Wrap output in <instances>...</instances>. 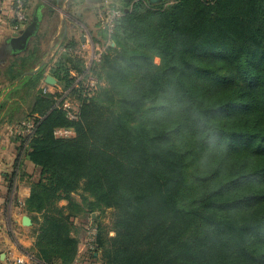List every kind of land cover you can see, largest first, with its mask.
<instances>
[{"label":"trees","instance_id":"obj_1","mask_svg":"<svg viewBox=\"0 0 264 264\" xmlns=\"http://www.w3.org/2000/svg\"><path fill=\"white\" fill-rule=\"evenodd\" d=\"M112 6L115 45L90 67L71 40L15 83L41 61L37 40L5 71L6 99L35 124L20 141L40 169L25 202L36 264H73L75 220L107 209L114 235L98 222L91 251L102 264H264V0ZM47 68L78 119L39 88Z\"/></svg>","mask_w":264,"mask_h":264},{"label":"crops","instance_id":"obj_2","mask_svg":"<svg viewBox=\"0 0 264 264\" xmlns=\"http://www.w3.org/2000/svg\"><path fill=\"white\" fill-rule=\"evenodd\" d=\"M23 1L27 6L28 21L21 31L30 27L32 22L35 24L29 36L23 42L17 43L11 50L6 49L4 44L14 24L13 13L10 11L13 0H0V257L4 263L18 258H28L27 256L31 253L34 238L28 236L27 232L36 223L33 216L26 211L25 202L31 192L30 181L35 180L40 173V169L27 159L26 145L20 141V138L25 135L19 134L18 131L22 124L30 118H21L20 114L25 110V106L15 104L13 99H6L11 83L8 81L9 74L5 71L11 61L27 56L34 49L37 40H40L38 55L42 59L59 43L63 34L65 36L54 57L63 50L66 40H75L74 38L78 36L77 23L71 20L69 22L78 7L76 2L70 5V0ZM61 6L65 9L63 13L58 8ZM61 14H64L66 18L62 25L60 23ZM86 38L80 37L81 43L86 41ZM46 75H51L48 68L44 72V77ZM43 79L39 84L40 89L51 93L60 91L57 84L48 86ZM5 101L6 105L1 107ZM15 108L17 112L13 114L12 111ZM58 205L62 207L67 205V202H61ZM24 216L31 219L30 226H24L21 223ZM8 232H11L14 239L9 238L6 234Z\"/></svg>","mask_w":264,"mask_h":264},{"label":"rangeland","instance_id":"obj_3","mask_svg":"<svg viewBox=\"0 0 264 264\" xmlns=\"http://www.w3.org/2000/svg\"><path fill=\"white\" fill-rule=\"evenodd\" d=\"M79 1H76V4ZM112 3H115L116 6H121L120 0H106L102 2V4H98L97 6H94L93 8L91 6H87L88 8L91 7V10H86L83 6H78L75 10L74 14H72L74 17L73 19H69V22L77 23L79 24L76 26L77 30V38H74V41L77 45L74 50V52L81 56L87 63L90 64L92 61H98V59L101 57L102 53L105 51L106 46L109 44L111 45V41L109 39V34L111 31L107 28L106 25V11H109L112 9ZM135 3V2H134ZM128 9L133 5V3H129ZM83 7V8H82ZM121 11V10H120ZM121 13V12H120ZM80 37H87L86 41L81 43ZM69 42L68 40L65 41V43ZM113 47V46H112ZM94 79V80H93ZM95 81L94 77H88L84 80L86 84H90L89 82ZM95 88L92 86V89ZM69 103L70 106L73 109H76L77 111L80 108V102L76 97H69ZM34 120V118H30ZM73 198L76 200H80V196L77 194L73 195ZM65 203L67 201L63 200L60 201ZM112 209L105 210L104 213H92L91 216L88 214L80 216L78 219L75 220V225L77 227V236L79 238V246H78V254L76 257V260L73 264H102L101 259L99 258V253H93V256L91 255L92 252L88 250V246L86 244L88 231L92 228L96 229V225L98 222H100L102 225H105L107 229L110 231V227L112 226ZM98 218V221H95L93 219ZM36 223V222H35ZM38 225L37 223L31 228L28 232V236H32L34 238L35 242V235L37 232ZM9 238L11 239V232L6 233ZM21 235L23 233H20ZM111 236L114 235L113 232L110 231L109 233ZM14 239V238H12ZM34 246V244H33ZM33 248V247H32ZM31 249L30 255H28V258H22L24 261H26L28 264H36V260L33 258V253ZM91 252V253H90ZM17 259L13 261H9L8 263H4V261L0 257V264H14V262Z\"/></svg>","mask_w":264,"mask_h":264},{"label":"built area","instance_id":"obj_4","mask_svg":"<svg viewBox=\"0 0 264 264\" xmlns=\"http://www.w3.org/2000/svg\"><path fill=\"white\" fill-rule=\"evenodd\" d=\"M10 11L13 13V19H14V24L13 26H11V31L12 32H19L22 30V28L26 25L27 21H28V15H27V6L25 4V2L23 0H13V3L10 5ZM120 9H117L115 7L112 6V9L109 11H106V25L107 28L112 31L113 25H114V20L121 15L120 13ZM94 62V61H92ZM92 64V63H91ZM90 64V65H91ZM86 67H90L89 63L86 62ZM75 76V81L73 83V88H78L79 84L81 82V80L83 79L82 75L81 76H77L75 74H73ZM91 77V76H89ZM94 80V79H93ZM90 84H86L84 82V87L86 88V90H91L92 86L94 87L96 81H91L89 82ZM61 93V97L59 99H57V106L59 108H61L68 119L70 120H76L78 119V111L76 109H73L70 106L69 103V97L68 93L69 91H59ZM34 121L32 119L24 122L22 124V127L19 129L18 133L21 135H25V136H30L33 132V128H34ZM75 135V132L72 128L69 127H57L54 129L53 131V136L55 138H59V139H64V138H70L72 136ZM95 236H96V229L92 228L88 231V236H87V240H86V244L88 246V250L89 251H93V249L95 248ZM14 264H28L26 261H24V259L22 258H18Z\"/></svg>","mask_w":264,"mask_h":264},{"label":"water","instance_id":"obj_5","mask_svg":"<svg viewBox=\"0 0 264 264\" xmlns=\"http://www.w3.org/2000/svg\"><path fill=\"white\" fill-rule=\"evenodd\" d=\"M136 1H139V0H122V2L124 4L134 3ZM141 1L147 2V3L151 4V5H157V4L163 3V2L168 1V0H141ZM58 8L61 10L62 13L65 12V9L62 8V6L61 7H58ZM65 21H66L65 15L64 14H61L60 15V23H61V25ZM34 24L35 23L32 22L31 25H30V27H27L24 31H19V32H12L11 31L10 35L8 36V38H7V40H6L5 44H4L5 47H6V49L13 50V47L17 43L23 42L25 40V38H27L29 36V34L31 32V29L34 26ZM64 36L65 35L63 34L62 37L60 38L59 43L52 50H49V52L46 53L43 56V58L41 59V61L39 62V64L36 67H34L32 70H29V71L24 72L23 75L21 77H19L15 81V83L19 82L23 76H26V75H34V74L38 73L45 65H47L54 58L55 54L59 50L60 44H61ZM111 45L114 46L115 44L112 42ZM43 82L46 85H48V86H55L57 84V80L53 76H51V75H46L44 77V79H43ZM27 159L30 160V156H27ZM21 223L24 226H30L31 225V219L28 216H24L22 218Z\"/></svg>","mask_w":264,"mask_h":264},{"label":"flooded vegetation","instance_id":"obj_6","mask_svg":"<svg viewBox=\"0 0 264 264\" xmlns=\"http://www.w3.org/2000/svg\"><path fill=\"white\" fill-rule=\"evenodd\" d=\"M76 1H79L77 3L78 6H83V7H85L86 10H89V9L91 10V7L93 8L94 6H97L98 4H102V2H104L106 0H70L69 4L71 5V4L75 3ZM120 2H121V4H124L122 2V0H120ZM88 5L91 6V7L88 8L87 7ZM71 19H73V21L75 20L74 17H72ZM77 25H79V24H77Z\"/></svg>","mask_w":264,"mask_h":264}]
</instances>
